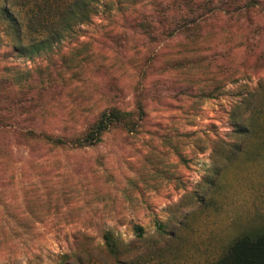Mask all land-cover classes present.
<instances>
[{
  "label": "rangeland",
  "instance_id": "374dc122",
  "mask_svg": "<svg viewBox=\"0 0 264 264\" xmlns=\"http://www.w3.org/2000/svg\"><path fill=\"white\" fill-rule=\"evenodd\" d=\"M13 2L25 44L57 28ZM88 15L27 54L0 11V264H122L106 233L126 264H211L264 231V0Z\"/></svg>",
  "mask_w": 264,
  "mask_h": 264
},
{
  "label": "trees",
  "instance_id": "16d2710c",
  "mask_svg": "<svg viewBox=\"0 0 264 264\" xmlns=\"http://www.w3.org/2000/svg\"><path fill=\"white\" fill-rule=\"evenodd\" d=\"M47 9L56 10V14L52 13L51 18L57 20L58 26L53 30L42 31L41 36L34 42L24 43L22 38V24L26 25L25 19L21 17L20 13L16 11L14 6L16 3L13 0H6L5 6L0 8L4 19L10 24L13 29V43L12 47L15 50L31 54L44 48L50 42L55 41L58 38L60 31L66 28H70L71 23L75 20L85 22L89 19L90 7L92 4L97 3L99 0H44ZM184 3L190 0H182ZM27 13L31 11L33 15L38 14L35 10V4L26 2ZM44 12V11H43ZM21 20V21H20ZM46 32V34H45ZM108 120L112 122L113 117L103 119L102 122L107 125ZM93 129L87 131L83 138H92L94 133ZM159 228H162L161 223L157 224ZM134 230L137 235L142 236L143 229L141 226L135 225ZM105 244L108 249L116 255V260L122 264L129 262L126 259H122L120 255H117V247L114 239L108 233L105 234ZM211 264H264V231L257 235H251L249 233L244 234L235 239L227 248L225 253Z\"/></svg>",
  "mask_w": 264,
  "mask_h": 264
}]
</instances>
